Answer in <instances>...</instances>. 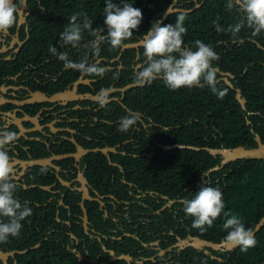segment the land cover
Returning a JSON list of instances; mask_svg holds the SVG:
<instances>
[{
	"label": "flooded vegetation",
	"instance_id": "1",
	"mask_svg": "<svg viewBox=\"0 0 264 264\" xmlns=\"http://www.w3.org/2000/svg\"><path fill=\"white\" fill-rule=\"evenodd\" d=\"M204 3L207 4V9L211 13V24L208 29L213 33H218L217 24L223 30L222 25L228 26L232 23L230 21L232 18L238 17L239 19L240 17L236 8L229 11L226 8L227 3H220L219 0H172L163 15L170 7L178 12H171L161 26L168 22L173 14L194 13ZM32 14L33 10L27 5V9L22 12L24 21L20 23L18 19L13 29L0 33V128L18 133L17 140L7 146L14 165L13 182L17 185L15 197L21 204L26 203L32 209L31 216L22 221L19 237L9 238L7 243H0V252H17L7 259L6 264H22L21 259L16 256L25 255L30 250L42 253L45 250L52 252L56 245L73 253L76 258L75 264H119L122 262L124 264H150L149 262L152 264H194L182 263L179 255L187 248L182 250L174 246L178 239H181L179 235L183 232V227L187 232L185 238L194 237L191 235L190 228L185 224V220L192 217L186 216L183 206L179 205L184 199L169 200L167 196L157 192H141L137 183L127 180L128 173L121 166V163H127L125 157H149L155 153L157 148L163 152L171 151L160 147L173 146L161 143L169 127L163 125L159 118L167 110L165 111V108L158 104L156 109L150 112L158 119L156 122L142 111L131 110L124 103L126 91L138 87L144 88L147 85L131 87L125 91L119 89L134 83L123 87L116 86L122 78L121 71L126 68L125 60L121 59L125 50L120 49V56L118 54L117 57L106 60L102 57L105 47L100 46V53L97 56L83 44L78 48L81 54L87 53L89 64L97 63L98 66L106 67L108 71L103 76H82L77 71V78L67 83L69 72H76V70H65L63 61H60L62 63H59L60 71L53 74L52 64L56 59L58 60V57L51 56L50 48L47 47L33 48L38 52L35 56L29 45L31 19H34L31 18ZM101 34L106 35L103 32ZM248 35L249 32H246V40L263 47L261 43H264V33L255 36V39H251ZM142 37L135 42L140 41ZM235 43L236 41L233 40L232 44ZM220 44L221 41L216 43L217 46ZM184 46L190 47L191 43H184ZM141 49L143 48L135 49V57L132 62L130 61L134 65L130 64L129 69H132L134 73L141 70L139 67L145 63V59L142 60ZM65 53L74 62L85 57V55H80L76 60L77 56L70 55L69 50ZM216 69L219 73L218 83H226L225 79L230 82L234 80L235 76L230 79L225 75L229 72ZM112 72H117L118 77L109 87L103 88L101 82ZM80 77L83 81L90 80V83H79L78 94L96 96L101 89H109L107 102L95 101L89 97L76 101H72V97L55 102L49 101L53 95L73 90L75 82ZM37 93H43L48 102L38 98L35 95ZM132 97L138 99L140 93L136 92ZM130 112L138 113L140 120L129 131H119L120 119ZM93 113L105 118L94 116ZM111 115L114 119H106ZM177 127L179 125L174 126L173 129ZM107 131L120 133L126 136V139L115 146H105L114 148L113 152L79 153L76 144L84 150L101 149L84 146L92 141L104 142L108 139ZM210 137L215 136L210 133ZM141 147L144 151L138 150ZM98 153L104 156L112 168L95 166L94 170L91 169L92 158L90 156ZM54 156L60 158L54 160ZM49 158H51L49 165L47 163L37 164L38 161ZM144 170L146 168L138 172L146 174ZM104 180H107L106 185ZM107 185L112 186L111 189L115 190L114 194L99 193L98 189H105ZM216 185L218 184L209 181V174L205 173L199 182L191 183L185 189H189V194L194 195L202 186L218 187ZM131 189H136L137 192L133 194L130 191L129 196L125 198V191ZM118 190H121L120 194ZM85 191L86 198L84 197ZM133 198L139 199L141 209L134 205ZM162 201L164 203H161ZM158 204L159 207L155 210ZM82 206L86 209V223L83 220ZM166 209L167 213H165ZM89 216H94L95 220L92 221ZM143 234L151 235L156 239L143 242L141 240ZM167 234L172 239L165 237ZM131 239L137 241L139 246ZM173 239L174 241L171 242ZM13 244L16 247H24L20 250L8 249ZM142 252H146L149 256H142ZM218 253L226 257L214 256L210 250L208 256L220 258L222 260L220 263L229 264L226 262L228 252ZM125 257L129 259L126 260ZM0 264H4L2 260Z\"/></svg>",
	"mask_w": 264,
	"mask_h": 264
},
{
	"label": "trees",
	"instance_id": "2",
	"mask_svg": "<svg viewBox=\"0 0 264 264\" xmlns=\"http://www.w3.org/2000/svg\"><path fill=\"white\" fill-rule=\"evenodd\" d=\"M171 1L113 0V3L120 7L123 6V2H127L135 8H139L142 12V21L138 28L133 31V35L136 34L137 37L131 38L126 43L135 42L146 34L152 23L162 17ZM219 2L228 3V0H219ZM27 5L33 10L31 18L34 19H31L32 28L30 30L29 45H31L35 56L38 55V52L33 48L40 47H56L58 52L69 50L70 55L77 56L76 60H78L80 55H85V53H80V48H72L71 46L60 47V33L64 30L70 17L75 13H86L88 18L93 21L92 28H103V33L107 34L103 11L105 0H28ZM188 6L191 7V5ZM177 15L173 14L168 22H165L162 26L170 23L174 24ZM210 15L211 13L205 3L194 13L186 14L184 27L187 32L183 35V41L184 43H191L190 48L193 50H195V41L197 40L211 45L213 50L219 55V60L213 61V66L222 72H229L235 76L234 80H231L234 89H231L224 82L217 83V88L225 92L221 99L206 86L193 87L191 89L181 88L172 91L164 85L162 80L157 79L147 84L144 88L138 87L126 91L124 103L131 110L142 111L152 119H155L154 121L156 122L158 119L150 112L156 109L158 104H161L165 111L167 110L159 118L163 125L169 127V130L165 131L166 134L162 138L161 143L198 148H235L238 146L253 148L256 146L255 135H258L264 143V51L259 49L255 43L245 39L246 32H249L248 36L251 39L255 37L251 34V30L247 28L241 30L238 40L232 38L227 29L239 20L238 17L232 18L230 25H222L221 27L224 29L216 34L208 29L211 24ZM80 19L82 20L83 17H80ZM83 35L84 38L81 45L92 39L87 31ZM233 40L236 41L234 45L232 44ZM218 41H221L220 46L216 45ZM261 45L264 47V43H261ZM101 46L105 47L102 57L106 60L113 59L120 53V49L109 51L107 43H102ZM140 51L143 53V49ZM50 55L52 56L53 54L51 53ZM134 57L135 49L125 50L122 53L121 59L125 60L126 68L121 71L122 78L116 84L117 87L133 83L135 73L132 69H129V66ZM144 59L143 56L142 60ZM59 63L60 60L56 59L54 64H52L53 74L60 71L61 66H59ZM77 76V71L69 72L67 83L75 80ZM218 76L219 73H217ZM117 77V72L109 73L101 82V85L103 88H107L111 83L115 82ZM236 88L241 90L242 97L246 100V110L244 111L235 98ZM136 92L140 93V98L138 99L132 97ZM248 113H252V115H248ZM92 115L102 117L100 114L96 115L93 113ZM106 119L114 118L111 115ZM189 121L191 122L188 123ZM176 125H179V127L173 129ZM210 133H213L215 137H210ZM107 134L108 139L104 142L101 140L92 141L91 143H86L84 147H112L126 139V136L114 131H107ZM138 150L144 151V148L141 147ZM90 157L92 158V166H90L92 170L95 169V166L112 168L102 154H93ZM125 161L127 163L123 162L121 166L128 173V181L137 183L141 192H157L171 200L191 199L193 195L189 194V189L185 188L191 183L199 182L201 176L209 169L218 166L220 157H213L206 151L196 152L188 149H175L163 152L160 148H157L152 156H144L143 158L125 157ZM142 168H146L144 170L146 174L138 172ZM209 181L213 184H218L216 186L223 194L224 212L238 216L246 229L253 230L264 216V160L243 159L230 162L222 169L209 173ZM104 183L106 185L107 180H104ZM111 188V185H107L105 189H98V191L101 194H114L115 190ZM130 191L133 194L137 192L136 189L126 190L125 198L129 196ZM118 193L120 194L121 190H118ZM133 200L135 201L134 205L141 209L139 199L133 198ZM161 203L164 202L162 201ZM179 205L183 206V203ZM158 207L159 204L155 206V210ZM76 208L79 210L78 206ZM167 211L166 209L165 213ZM89 217L92 221L95 220L94 216ZM193 219L185 220V224L190 228L193 236L218 243L227 234L226 230L223 229V223L226 219L223 213L214 221L213 226L206 228L204 232L193 229ZM186 234V228L183 227V232L179 236L184 239ZM165 237L172 239L168 234ZM254 237L257 241L255 247L250 248L247 252H242L239 247L232 253L228 252L226 262L229 264H264V227ZM155 239L156 237L152 238L151 235L146 234L141 237L143 242L154 241ZM131 240L139 246L137 241ZM173 241L174 239L171 242ZM56 246L53 247L52 252L45 250L42 253L41 251L30 250L25 255H18L16 258L19 257L22 264H75L76 258L73 253L66 251L61 246ZM23 247H16L13 244L8 249L20 250ZM210 251L214 256L226 257V255ZM141 255L144 257L149 256L146 252H142ZM179 257L182 263L223 264L193 248H187L182 251ZM149 263L152 264V262Z\"/></svg>",
	"mask_w": 264,
	"mask_h": 264
},
{
	"label": "clouds",
	"instance_id": "3",
	"mask_svg": "<svg viewBox=\"0 0 264 264\" xmlns=\"http://www.w3.org/2000/svg\"><path fill=\"white\" fill-rule=\"evenodd\" d=\"M24 5L25 0H16L15 3L13 0H0V33L8 32L17 25ZM226 8L229 11L236 8L240 13L239 20L227 29L234 40L239 39L245 27L251 30L253 36L264 33V0H228ZM103 11L106 35L101 34L103 28H92L93 21L86 13H75L60 33V47H80L85 31L92 39L83 46L97 56L102 43L109 45V51L128 47L126 42L131 40L133 31L142 21L141 10L127 2H123L120 7L113 0H105ZM185 19L186 14L180 13L174 24L161 26L160 20L152 23L140 40L145 63L139 67L141 70L135 72L133 83L144 86L159 79L172 91L206 86L222 99L225 92L217 88V69L213 66V61L219 60V55L211 45L200 40L195 41V50L184 46L183 35L187 32ZM216 31H222L218 24ZM49 51L63 61L65 70H76L82 76H103L108 71L97 63L89 64L87 53L83 59L74 62L67 53L58 52L56 47ZM109 92V89H101L97 93L101 102H107ZM139 120L138 113L130 112L120 119L119 131H129ZM17 138V132L0 128V243L19 237L22 221L32 214V209L15 197L17 185L13 182L14 165L7 146L12 145ZM182 203L185 215L194 218L193 229L204 232L223 213L226 218L223 229L227 232L225 242L231 247H239L242 252L256 246L252 230L246 229L238 216L224 212L223 194L218 187L202 186L191 199H184Z\"/></svg>",
	"mask_w": 264,
	"mask_h": 264
},
{
	"label": "water",
	"instance_id": "4",
	"mask_svg": "<svg viewBox=\"0 0 264 264\" xmlns=\"http://www.w3.org/2000/svg\"><path fill=\"white\" fill-rule=\"evenodd\" d=\"M16 0H13V2H15ZM27 9V0H25V5L23 6V10ZM20 13V18H19V22L22 23L24 21V17L22 15V12ZM173 12H178L177 10H172L171 7L167 10V12L163 15V17L160 19V21H162V23L167 19L168 15L170 13ZM181 12H186V11H181ZM188 12V11H187ZM128 47L126 48H121V51L124 50H129V49H138L140 48V41L138 42H132V43H127ZM257 47L261 50L264 51V48L261 47L260 45H257ZM120 56V54H119ZM227 75L230 79L234 78V75H232L231 73H227L225 74ZM226 84L233 89L234 86L231 84V82L228 79H225ZM79 83L81 84H87L90 83V80H82V77L79 78V80L77 82H75L74 84V88L73 90H67L63 93H59L56 95H53L49 101L50 102H55L58 100H66L67 97H72L71 100L76 101L77 99H87V97L91 98L92 100L98 101L100 100V98L98 97V95L96 96H92L90 94L87 95H80L77 93V87L79 85ZM135 84H130L126 87H124L123 89H119L120 91H125L128 88L131 87H135ZM236 92V100L238 101V103L241 106V109L244 111L246 110V100L242 97V93L240 89H235ZM36 96H38V98H41V100L43 101H47L48 99L45 97V95L43 93H37L35 94ZM48 102V101H47ZM248 115H252V113H248ZM254 140L256 143V146L253 148H245L243 146H238L235 148H209V147H203V148H198V147H194V146H185V145H173V146H160L163 150H174V149H188V150H192V151H206L208 152L211 156L213 157H220V163L218 166H215L211 169H209L206 173L209 174L213 171H217L219 169H222L226 164L230 163V162H234L237 160H243V159H253V160H264V143L261 141L260 137L258 135L254 136ZM77 150H79V153H87L88 151L90 152H97L100 151L103 154H106L108 151H114V148H101V149H94V150H84L81 146L77 145ZM78 156V155H77ZM64 157V156H63ZM60 157L58 156H54L53 159L57 160ZM51 158L44 160V161H38L37 164L40 165H44V164H50L51 163ZM84 197L86 198V191L84 192ZM82 210L84 212V222H87V215H86V209L82 206ZM264 227V216L259 220V222L255 225L254 229L252 230L254 236ZM73 237V236H72ZM175 247H178L179 249H185V248H193L195 250L198 251H202L205 255L209 254V250L210 249L212 251H218V252H233L235 249H237L238 247H231L229 246L224 239H222L220 242L218 243H214L208 240H204L201 239L200 237H192V236H188L187 238L184 239H178V242L174 245ZM17 252L12 251V252H0V260L3 261L4 264H6V261L9 257H12L16 254ZM23 253V252H21ZM112 257H113V253H111ZM211 259L213 260H217L218 262H221L222 260L220 258L214 257V256H210ZM126 260L129 259V257H125Z\"/></svg>",
	"mask_w": 264,
	"mask_h": 264
}]
</instances>
